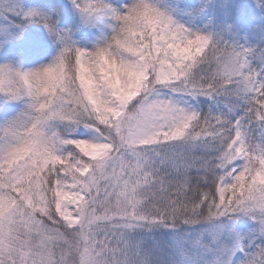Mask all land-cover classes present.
Segmentation results:
<instances>
[{"label": "snow or ice", "instance_id": "snow-or-ice-1", "mask_svg": "<svg viewBox=\"0 0 264 264\" xmlns=\"http://www.w3.org/2000/svg\"><path fill=\"white\" fill-rule=\"evenodd\" d=\"M0 264H264V0H0Z\"/></svg>", "mask_w": 264, "mask_h": 264}]
</instances>
